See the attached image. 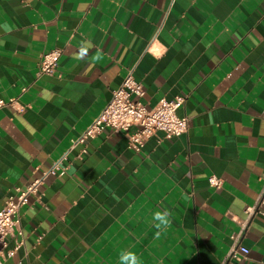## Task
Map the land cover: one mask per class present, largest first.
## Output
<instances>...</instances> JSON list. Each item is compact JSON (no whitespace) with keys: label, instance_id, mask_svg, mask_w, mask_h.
I'll use <instances>...</instances> for the list:
<instances>
[{"label":"crops","instance_id":"0c3cea01","mask_svg":"<svg viewBox=\"0 0 264 264\" xmlns=\"http://www.w3.org/2000/svg\"><path fill=\"white\" fill-rule=\"evenodd\" d=\"M54 49L56 71L38 75ZM128 73L147 107L184 98L186 133L135 151L106 129L72 146ZM0 101V209L66 155L20 207L2 264H119L122 250L141 264H264V204L248 254L226 261L264 184V0H0Z\"/></svg>","mask_w":264,"mask_h":264},{"label":"built area","instance_id":"2783aa9c","mask_svg":"<svg viewBox=\"0 0 264 264\" xmlns=\"http://www.w3.org/2000/svg\"><path fill=\"white\" fill-rule=\"evenodd\" d=\"M60 57L59 50H52L41 56L38 62V75H48L56 71ZM144 90L136 82L131 73L123 79L119 88L112 92L111 98L99 115L85 129V131L72 142V146L85 145L104 130L125 133L128 138V147L139 151L144 142L154 133H161L163 138L171 139L184 135L188 129L186 117L178 116L177 112L184 104V98L177 96L171 100L160 99L153 107H147L142 103ZM13 101H10L12 104ZM5 103L0 101V108ZM131 132V133H129ZM64 155L54 163L41 177L26 186L23 190H16L15 195H10L0 209V264L5 257L7 238L17 229L18 211L27 204L28 195L35 194L37 186L48 176H63L64 169L61 163L65 160ZM209 187L218 190L221 188V180L216 176L207 178ZM264 204V184L257 195L255 204L246 209V219L239 223V230L230 237L231 246L226 261L238 260L248 254V249L240 245V240L247 231L250 218L257 212L258 207Z\"/></svg>","mask_w":264,"mask_h":264},{"label":"clouds","instance_id":"9594fccd","mask_svg":"<svg viewBox=\"0 0 264 264\" xmlns=\"http://www.w3.org/2000/svg\"><path fill=\"white\" fill-rule=\"evenodd\" d=\"M3 27L5 31L10 30L7 24L3 25ZM91 47L92 44L90 41H82L77 58H83ZM101 59L102 55L99 52L93 57L94 61H99ZM171 215L172 213L168 209L157 210L154 212L152 215L153 227L156 229L153 237L154 239H160L162 233L170 227ZM119 264H141V261L134 252L122 250L119 254Z\"/></svg>","mask_w":264,"mask_h":264}]
</instances>
